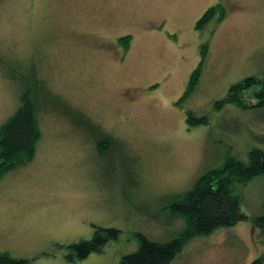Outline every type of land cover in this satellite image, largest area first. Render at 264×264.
Instances as JSON below:
<instances>
[{"label":"rangeland","instance_id":"1","mask_svg":"<svg viewBox=\"0 0 264 264\" xmlns=\"http://www.w3.org/2000/svg\"><path fill=\"white\" fill-rule=\"evenodd\" d=\"M218 5L225 18L196 29ZM203 44L199 83L179 102ZM252 76L264 82V0H0V127L29 90L42 132L34 159L0 179V251L33 264H123L139 233L179 236L186 223L171 206L228 157L247 164L264 150V107L215 109ZM190 112L208 123L190 127ZM238 193L241 212L264 214V175ZM100 227L118 239L69 261L68 246ZM261 255L264 236L242 221L193 239L171 264Z\"/></svg>","mask_w":264,"mask_h":264},{"label":"trees","instance_id":"2","mask_svg":"<svg viewBox=\"0 0 264 264\" xmlns=\"http://www.w3.org/2000/svg\"><path fill=\"white\" fill-rule=\"evenodd\" d=\"M226 16L221 5L209 8L196 23V29L202 30L209 23H220ZM125 50L129 49L131 36L121 39ZM208 54V45L201 46V61L193 71L188 87L181 97L192 94L202 74L203 65ZM261 84L254 93L256 102H248L245 93ZM226 104H234L243 109L264 107V82L257 77H247L234 84L222 100L215 103V109L221 110ZM37 101L26 90L21 96V104L16 113L0 127V179L8 172L31 162L36 154L37 144L42 137L38 120ZM187 123L190 127L207 124V117H196L188 113ZM102 149V148H101ZM264 175V150L254 148L249 152L247 164L234 157H228L225 163L203 174L194 187L184 197L171 206L172 214L184 218L185 228L179 236L166 242L151 240L142 233L138 234L139 249L125 255L123 264H171L184 250L190 241L197 237L210 236L222 228H229L242 221H250L254 228L264 236V214L250 217L241 212L240 186ZM120 231L115 228H97L89 240H82L68 246V260L79 261L91 253L101 252L111 240L118 239ZM0 264H33L32 260L16 258L8 252L0 251ZM251 264H264L261 255Z\"/></svg>","mask_w":264,"mask_h":264}]
</instances>
